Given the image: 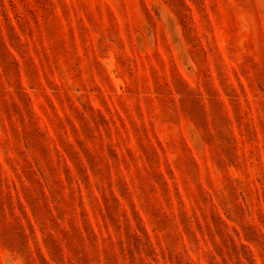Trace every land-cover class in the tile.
<instances>
[{"label": "rangeland", "instance_id": "rangeland-1", "mask_svg": "<svg viewBox=\"0 0 264 264\" xmlns=\"http://www.w3.org/2000/svg\"><path fill=\"white\" fill-rule=\"evenodd\" d=\"M0 264H264V0H0Z\"/></svg>", "mask_w": 264, "mask_h": 264}]
</instances>
